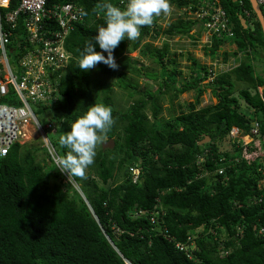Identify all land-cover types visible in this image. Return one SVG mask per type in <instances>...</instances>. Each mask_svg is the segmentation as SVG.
<instances>
[{
    "label": "trees",
    "instance_id": "1",
    "mask_svg": "<svg viewBox=\"0 0 264 264\" xmlns=\"http://www.w3.org/2000/svg\"><path fill=\"white\" fill-rule=\"evenodd\" d=\"M120 1L110 0L117 6ZM198 1L169 0V4L183 10ZM240 1L242 5L220 0L233 36L214 35L205 46L210 55L223 46H235L241 55L238 65L214 74L196 64L192 82L176 88L177 98L196 90L197 101L210 90L218 103L198 109L191 102L185 112L163 121L158 99L176 86L181 74L176 60L167 56L172 47L167 43L178 36L194 39L195 29L206 34L204 21L179 19L165 30L155 17L151 25L141 28L137 40L122 41L114 50L120 72L102 63L94 67L115 76L121 89L131 91L130 96L141 93L123 111L115 107L112 83L92 77L94 68L81 71L77 67L79 52L92 42L104 19L98 11L100 0H76L88 14L65 40L64 48L72 58L55 99L40 107L50 109L57 135L68 132L89 106L102 103L111 108L114 119L105 142L114 139L116 145L106 151L97 145L94 163L83 177L70 176L73 182L56 169L47 149L39 159L41 148L16 144L0 157V264H264V23L252 0ZM16 7L14 0L11 9ZM21 27L10 46V55L17 60L27 52ZM149 38L166 41L161 49L147 43L142 53L161 69L144 73L161 80L158 94L139 93L137 84L127 79L129 70L143 74V65L127 53L137 51ZM258 61L261 70L256 67ZM2 100L21 105L14 95ZM149 104L151 117L146 112ZM254 121L261 122L262 138L249 146L236 139L231 148L221 147L232 140L228 136L234 128L249 135ZM51 142L58 156L65 155L58 138ZM207 149L211 154L200 162ZM135 169L140 170L136 180ZM158 225L179 242H186L188 235L198 237L194 260L160 235Z\"/></svg>",
    "mask_w": 264,
    "mask_h": 264
},
{
    "label": "built area",
    "instance_id": "2",
    "mask_svg": "<svg viewBox=\"0 0 264 264\" xmlns=\"http://www.w3.org/2000/svg\"><path fill=\"white\" fill-rule=\"evenodd\" d=\"M256 1L264 8V0ZM16 2L17 7L11 9L14 0H0V97L14 95L21 101L19 106L0 103V157L8 155L12 147L25 136L26 131L33 129L42 138L55 162L58 154L49 134H56L57 126L51 120L43 125L32 104L47 106L55 99L64 70L72 58L64 48L65 40L73 31L74 25L85 22V17L80 15V10L84 8L76 0L52 6L48 0ZM124 2L125 0H121L120 6H124ZM194 7L197 8L194 12L195 18L204 21L208 43L214 35L219 38L223 35L233 36L228 14L218 0H200ZM192 8L189 7V10L192 11ZM245 13L249 17V13ZM20 25L24 31L21 41L24 42L23 48L27 52L17 60L9 56V47L12 37L20 30ZM262 100L264 103L263 97ZM251 127L249 135L233 129L230 133L231 143L242 139L243 146H249L262 138L261 122L254 121ZM161 216H165L164 211ZM151 221L155 223L156 218ZM178 247L181 250L186 249L183 245Z\"/></svg>",
    "mask_w": 264,
    "mask_h": 264
},
{
    "label": "clouds",
    "instance_id": "3",
    "mask_svg": "<svg viewBox=\"0 0 264 264\" xmlns=\"http://www.w3.org/2000/svg\"><path fill=\"white\" fill-rule=\"evenodd\" d=\"M218 1L222 6L220 0ZM210 2H214V0ZM236 2H240L241 5L243 4L240 0ZM194 6L192 5V11L189 8H185L183 12L188 11L189 14L195 17L193 11L196 10H194ZM257 9H260L264 13V8L259 6L258 3ZM169 10V0H125L123 7L113 4L110 0H100L98 11L103 14L104 25L97 29L92 42L86 43L84 48L79 52L77 67L81 71H88L96 67L97 64L102 63L111 70H118L119 66L115 60L114 50L117 49L122 41L137 40L141 35V28L143 26L151 25L155 17L160 16L161 13H168ZM87 14L83 9L80 10L81 16H86ZM97 48L100 51H96ZM9 56L15 57L11 56L10 53ZM260 93L262 94V88H260ZM113 123L114 119L110 107L102 103H94L89 106L86 112L71 123L68 132H61L59 135L58 144L64 150L65 155L56 158V169L61 174H65L66 177H83L85 170L94 163L97 145L105 143L107 133L110 131ZM228 137L230 138V134ZM228 141L231 143V140ZM207 151L211 154V149L205 150L199 156L200 162H202L203 156L209 155L206 154ZM139 174L140 170L135 169L133 172L135 180ZM158 203H160L159 199ZM157 231L169 243L174 244L175 249L185 253L188 259L194 260V253L198 250L196 241L198 237L188 235L186 242H179L176 237L170 235L165 228H161L159 225ZM179 245H183L186 249H179Z\"/></svg>",
    "mask_w": 264,
    "mask_h": 264
},
{
    "label": "rangeland",
    "instance_id": "4",
    "mask_svg": "<svg viewBox=\"0 0 264 264\" xmlns=\"http://www.w3.org/2000/svg\"><path fill=\"white\" fill-rule=\"evenodd\" d=\"M185 9V8H184ZM183 10H178L176 6L170 5V10L168 13H161L160 16H158V23L157 25L161 26L163 29L167 30L170 25L174 24L179 19H185L186 21L193 20L194 17L187 12H183ZM259 11V17L264 20V14ZM197 29L192 31V34H194L195 38H191L190 36H184V37H175L171 41H168V45L172 46L170 48V53L167 55L168 57H171L172 61L176 60V63L178 65L179 71H181L180 75L178 76V83L175 87L171 86L166 92L160 96L158 99V104L161 105V108L163 110L162 114L160 115V118L162 120H170L175 118L176 116L180 115L182 112H185L187 105L189 103H196L199 105L197 108L202 109L204 107L212 106L217 104V100L212 95V92L210 90H206L203 94L200 101H197V91H191L185 94L179 95L177 98L175 93L177 92V89L179 85L181 84H188L192 82V71L195 69H198L197 65H200L202 67H205L206 69L212 71L214 74L219 73H225L231 71V69H234L240 61L241 55L237 53V50L235 46H223L220 48L215 54H209L205 46L208 44V36L206 34H199ZM201 35V36H200ZM150 43L154 48H160L166 43L164 38H160L157 40L147 39L145 42H143L140 46V48L137 51L128 52L127 56L131 57L136 61V63H141L143 65V74L137 75L132 71L127 72V79L132 81L133 83L137 84V89L140 92L143 91H152L153 93H159L160 92V82L161 80H153L149 79L146 76H144L145 71H156L160 72V68L157 67L153 63V60L150 59L147 55L144 56L143 53V47ZM227 56V61H225ZM167 57V58H168ZM256 60H259L256 58ZM118 63V62H117ZM197 64V65H196ZM257 69L261 70L262 66H260L262 63L261 61H258L255 63ZM138 65V64H137ZM259 67V68H258ZM168 70H171L172 68L170 65L167 67ZM121 70L119 69L118 72ZM92 77L94 78H101L106 81H109L112 83L113 86V92L112 97L115 102V107L119 110H125L127 111L130 105L135 101V99L139 98L141 93L136 96H130L128 90L121 89L118 85V80L115 76L106 75L102 73L99 69L94 68L92 69ZM213 78L205 81L203 85L211 81ZM237 90H240V86L237 85ZM238 92V91H237ZM254 94V93H252ZM236 97L239 96L238 93L235 94ZM3 98L0 97V103L1 104H7L6 101L2 100ZM240 105L244 106V102L240 100ZM33 109L35 110V113L37 114L40 122L44 125L50 121V118H52L50 115V109L45 108L46 111L41 110L42 107L32 104ZM41 112V113H40ZM146 112L150 115H152L151 110V104H149L148 108L146 109ZM53 119L57 122V118L54 116ZM54 122V121H53ZM56 125V123L54 122ZM60 134H49L50 139L54 142L57 138H59ZM21 145L24 146L25 149L30 148H41V152L39 154V159H42L45 155V146L43 143L42 138L39 137V134L35 132V130L30 129L29 131H26L25 136L20 141ZM232 144L226 141L221 145L223 148H231ZM70 180L72 181L71 177L68 176ZM79 188V186H76Z\"/></svg>",
    "mask_w": 264,
    "mask_h": 264
},
{
    "label": "water",
    "instance_id": "5",
    "mask_svg": "<svg viewBox=\"0 0 264 264\" xmlns=\"http://www.w3.org/2000/svg\"><path fill=\"white\" fill-rule=\"evenodd\" d=\"M234 2H236L237 0H233ZM253 3H254V6L257 8V2L256 0H252ZM241 19V22L243 24L244 27H247L246 26V20L243 19V18H240ZM262 20V19H261ZM263 22V21H262ZM209 140V138L207 139V141ZM204 143V142H203ZM115 140L114 139H110L109 141L105 142L104 144H102V149L103 151H106L107 149H114L115 148Z\"/></svg>",
    "mask_w": 264,
    "mask_h": 264
}]
</instances>
